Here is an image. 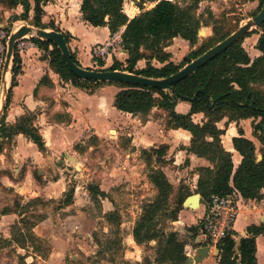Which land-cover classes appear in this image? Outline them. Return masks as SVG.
<instances>
[{"label":"trees","instance_id":"trees-1","mask_svg":"<svg viewBox=\"0 0 264 264\" xmlns=\"http://www.w3.org/2000/svg\"><path fill=\"white\" fill-rule=\"evenodd\" d=\"M124 1L81 0L79 12L83 21L92 27H106L111 36L121 32L120 46L127 54L125 66L114 62L111 67L104 69L106 71L127 72L151 79L166 78L226 38V36L222 37L212 46L201 48L199 53L190 52L178 65H173L163 57L156 60L162 64L159 68L147 62L145 68L137 70L135 69L136 63L143 59L141 51L152 50L161 41L180 38L187 41L190 47L195 45L200 21L194 11L200 2L205 0H174L173 2L139 0L140 4L148 2L153 4V7L148 10L141 9V12L131 19L123 12ZM2 2L9 9H15L18 6L22 8L21 15L15 20H26L31 10L34 27L42 30L46 28L41 24L42 6L46 0H2ZM262 2L263 0H260L259 11ZM260 31L255 46L260 56L253 61H250L241 47L242 40H239L206 62L190 76L174 84L172 89L166 92L121 83L81 81L68 71L59 50L52 42L36 38H32L31 42L43 51L48 59L49 67L62 80L80 87H97L103 84L118 86L120 90L115 94L113 103L116 110L140 116H146L154 107L167 111L168 128L185 130L191 136L186 151L205 159L211 165V168L198 169L202 176L196 181L194 192L200 195V202L203 204L211 194L229 195L236 192L242 200L254 201L261 200L264 195V23L260 26ZM63 38L67 44L68 36L63 35ZM70 57L73 63L79 66L71 54ZM20 72V57L13 51L10 86L4 110L8 105L11 90L17 84ZM200 89L204 90V93L199 92ZM156 96L160 98L159 103ZM177 101L189 103L188 114L180 115L174 112V104ZM197 113L203 114L205 118L201 125L191 120V116ZM223 117H227L228 123L245 119L253 120L252 133L260 144L258 153L261 155V160L259 162L256 161L254 144L243 138L242 130H239V137L232 139V146L241 160L237 168L233 169L231 155L225 152L220 145L219 136L222 132L215 127V123ZM33 120L34 116L31 113H26L13 125H6L1 119V135L5 133L6 138H11L21 134L35 144L40 152H44L42 138L38 129L34 127ZM158 150L159 148L142 150L141 154L151 156L159 154ZM152 178L158 196L148 205L142 218L135 224L132 231L133 240L137 245L155 241L163 262L184 264L186 261L185 243L178 239V234L171 232L165 235L155 230V221L161 218L159 215L176 220V214L167 216L164 213L171 185L162 171H156ZM71 194L65 202L71 201ZM181 204L180 200L176 213L182 210ZM9 213L11 212L3 211L2 215ZM188 230L197 231L196 228L191 227ZM263 232V225L247 227V236L240 239L236 250L233 238L227 237L222 240L218 245L217 264H256L255 237ZM197 234L198 232L194 233L193 240ZM233 235L235 236L234 232ZM160 238L163 241L162 245L158 242Z\"/></svg>","mask_w":264,"mask_h":264},{"label":"crops","instance_id":"crops-1","mask_svg":"<svg viewBox=\"0 0 264 264\" xmlns=\"http://www.w3.org/2000/svg\"><path fill=\"white\" fill-rule=\"evenodd\" d=\"M135 2H138V0L129 1L127 4L125 1L123 3V6H127L136 12L130 16L123 10L124 14L130 19L140 13ZM80 4L81 0L46 1L42 6L41 24L48 27L43 30L47 32L58 30L55 32L68 36V50L81 68L104 70L111 67L114 62L125 63L127 54L120 46L121 32L111 36L106 27H92L87 24L83 21L79 12ZM148 4L142 3L144 7L142 10L153 7V4ZM12 12L18 15L22 12V8L18 6L16 10L10 12H3L0 9V21L2 22L0 30ZM14 28L16 29L13 26L12 29ZM258 37L259 34H250L241 41V47L250 61L260 56L259 51L255 49ZM97 46H104L106 49V56L101 59L93 56ZM167 49L168 52L172 49L185 55L189 52L190 45L185 40L173 38L171 46ZM19 57L21 72L17 77L16 86L11 90L3 121L6 125H13L20 117L26 113H31L34 116L33 125L38 129L45 148L44 152H40L35 144L21 134L13 137V159L15 163L20 165L14 171L15 174H19L20 179L15 182L8 181L6 184L2 183L14 188L15 193L23 200L37 198L57 200L61 198L69 183L65 175L69 174L66 167L72 165V162L75 165L78 161L75 157V147L78 144H84L89 139L106 141L112 131L114 133L113 140L120 141L124 139L127 141L129 153H125V158L132 154L130 150L136 153L138 149L148 147L155 149L154 145L156 143L164 144L173 149V145L176 143L174 139L178 140L176 144H180L183 139L184 142L181 145L189 146L191 136L187 131L163 129L158 115L160 112L162 113L161 109L152 108L144 116V120L141 119L140 115H131L116 110L113 103L115 94L120 90L119 88L111 84H103L97 87H80L62 80L49 67L48 59L43 51L38 49L32 42L27 45L24 53ZM142 62L144 61H138L135 68L142 69L140 67ZM154 63H157V66H162L156 60L151 65L155 66ZM10 67L11 62L5 81L2 82L0 62L1 94H3L4 87L7 89L10 84ZM189 111L190 105L187 102L177 101L174 104V112L177 114L186 115ZM191 120L193 123L201 125L205 118L203 114L197 113L191 116ZM252 121V119H245L238 120V123H228L227 117H223L215 123V127L222 132L219 136L220 145L225 152L231 155L233 169L237 168L241 160V157L232 146V139L239 137V130H242L243 138L254 144L256 161L257 156H261L258 153L260 144L252 133ZM88 149L92 151L91 147ZM131 156H134V154ZM187 157L191 168H211V165L203 158H198L190 153ZM124 163L126 164V161ZM74 169H77V167H74ZM77 171L80 172L81 170L77 169ZM54 172H58V176ZM52 174L55 175V179L51 178L50 175ZM72 188V203L66 209H73L80 216L82 212L76 210V208L81 207L82 203H86L88 191L79 185ZM102 204L106 207V202L103 201ZM106 210V212L110 211L109 208H106ZM203 211V205L199 200L196 209L191 210L185 207L180 211V215L185 217L187 226L191 227L195 226L196 222L201 219ZM23 216L21 215L20 218ZM0 218L2 222L14 221L18 219V214L11 212L2 215ZM251 225L264 226V195L259 201L241 199L239 215L233 225L235 239L238 237L245 238L247 236L246 228ZM30 232L35 238L47 240L52 251L64 249L73 244L72 241L62 237L63 235H69L66 229L53 225L49 218H44L31 227ZM0 233L4 232L0 229ZM184 255L186 260L188 257L193 258L195 247L190 244L185 245ZM255 258L256 264H264V232L255 237ZM217 261L218 256L208 252L205 258L193 264H217Z\"/></svg>","mask_w":264,"mask_h":264},{"label":"rangeland","instance_id":"rangeland-1","mask_svg":"<svg viewBox=\"0 0 264 264\" xmlns=\"http://www.w3.org/2000/svg\"><path fill=\"white\" fill-rule=\"evenodd\" d=\"M129 1L134 0H125L126 4ZM135 4L137 7L141 5L140 12L144 9L139 0ZM144 4L149 5L146 2ZM259 6L260 0H205L200 2L194 12L200 21L198 32L203 30L205 34L198 35L197 33L196 43L190 47L189 52L185 55L172 49L168 52L167 48L171 46V41L164 40L152 50L141 51L144 62L140 67L143 69L147 62L152 64L154 60L163 57L173 65H178L190 52L199 53L201 48L210 47L222 37L235 33L242 25L251 21L252 17L259 12ZM0 9L3 12L16 10V8H7L2 0H0ZM123 10L130 16L136 13L127 6H123ZM21 13L18 15L15 12L10 13L0 30L1 70L7 39L15 29L12 27L17 28L25 24L38 29L34 27L32 11L26 20H15ZM252 33L260 34V27L251 28L239 40ZM32 38L34 37L25 36L24 48L19 56L24 53ZM95 48L98 49L97 53L93 54L94 58L101 59L106 56L104 46ZM101 50L103 54L98 52ZM154 65L157 66V63ZM124 66L125 63H123ZM159 67L158 65L156 68ZM156 98L159 103L160 98L158 96ZM2 101L0 91V121L6 110L1 111ZM158 115L163 129L168 130L167 111L163 110ZM144 118L141 116L142 120ZM113 135L112 131L106 141L89 139L84 144H78L75 147V157L78 161L75 165L72 162V165L66 167L69 174L65 175L69 183L61 198L57 200L37 198L25 201L15 193L14 188L4 185L8 181L15 182L20 179L19 174H15L14 171L20 165L13 159V137L6 138L5 133L1 135L0 132V217L3 211L18 214V219L14 221L2 222L0 218V229L4 232L0 233V264H168L162 261L155 241L137 245L132 237L135 224L142 218L148 205L158 196L152 178L156 171H162L171 185L164 213L167 216H173V214L177 216L174 221L170 217H162L158 214L161 218L155 221V230L165 235L175 232L178 234V239L185 245L190 244L195 247L193 235L198 232L200 220L195 226H191L197 230L192 232L188 230L185 217L180 215V212L176 213L180 200L182 201L181 207L184 209L183 203L188 197L199 195L194 192L195 184L202 175L198 171L199 167L189 166L186 151L189 146L181 145L184 142L183 139H180L182 141L180 144H176L178 140L174 139L176 143L173 149L156 143L154 146L155 149L159 148L157 151L159 154L151 156L141 154L142 150L154 149L148 147L138 149L136 153L130 150L134 156L131 154L125 158V153H129L127 141L124 139L115 141L112 139ZM89 147L92 151L88 149ZM74 167L81 171H77ZM54 174L58 176V172ZM50 176L55 179V175ZM77 185L88 191L86 203L76 208L82 212L80 216L73 209H66L72 203L71 201L65 202L69 194L73 193L72 187ZM103 201L106 202V207L102 204ZM106 208L110 211L106 212ZM194 209L196 208L191 210ZM21 215L24 216L20 218ZM44 218H49L53 225L66 229L69 237L67 235L62 237L72 241L73 244L64 249L52 251L47 240L35 238L30 229ZM175 222H179V227L175 226ZM158 242L162 245L163 241L160 238Z\"/></svg>","mask_w":264,"mask_h":264},{"label":"water","instance_id":"water-1","mask_svg":"<svg viewBox=\"0 0 264 264\" xmlns=\"http://www.w3.org/2000/svg\"><path fill=\"white\" fill-rule=\"evenodd\" d=\"M263 23L264 0L262 2L260 11L254 17H252L250 22H247L246 24L242 25L239 30H237L235 33L231 34L221 42L208 49L202 55H200L190 63L186 64L182 69H180L176 73L162 79H151L121 71H98L81 68L75 63H73V61L71 60L67 44L65 43V40L61 33L55 31L47 32L41 29H33L25 24H21L19 27H17L11 32L7 39L5 58L1 71V79L2 82L5 81V76L8 72V67L11 62V56L13 54L15 41L24 36H31L41 41L52 42L59 50L68 71L81 81H90L98 83H121L130 86H144L155 90L168 91L172 89V86L174 84L190 76L198 68L203 66L206 62L212 60L214 57L219 55L221 52L225 51L232 44L237 42L245 33L249 32L251 28L260 27ZM202 32L203 30H200L198 32V35H202ZM6 91L7 90L4 87L2 94L3 101L1 111L4 107L6 100ZM199 92L204 93V90L200 89ZM260 160L261 156H257V161ZM199 200V195H192L184 201L183 205L186 208L190 209L197 208L199 205ZM175 226L179 227V222H175ZM240 239L241 237H238L234 240L235 250L239 245ZM207 253L208 248L206 247L196 249L193 258H187L185 264H193L194 262H199L202 258H205L207 256ZM217 255L218 253L216 254V256Z\"/></svg>","mask_w":264,"mask_h":264},{"label":"built area","instance_id":"built-area-1","mask_svg":"<svg viewBox=\"0 0 264 264\" xmlns=\"http://www.w3.org/2000/svg\"><path fill=\"white\" fill-rule=\"evenodd\" d=\"M173 2L174 0H167ZM24 37L14 43L13 51L20 54L24 48ZM98 49V48H97ZM97 49L94 54L97 53ZM98 51L100 54H103ZM241 198L236 192L229 195L211 194L202 204L204 211L200 219L198 234L193 240L195 250L206 247L208 252L216 256L218 245L227 237L235 239L233 225L239 215ZM189 258V257H188Z\"/></svg>","mask_w":264,"mask_h":264},{"label":"bare ground","instance_id":"bare-ground-1","mask_svg":"<svg viewBox=\"0 0 264 264\" xmlns=\"http://www.w3.org/2000/svg\"><path fill=\"white\" fill-rule=\"evenodd\" d=\"M205 34L204 31L202 32V35Z\"/></svg>","mask_w":264,"mask_h":264}]
</instances>
